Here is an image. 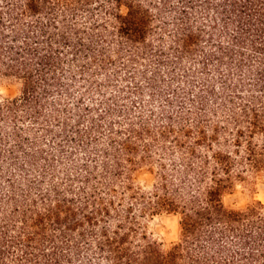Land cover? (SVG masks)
<instances>
[{
    "label": "trees",
    "instance_id": "1",
    "mask_svg": "<svg viewBox=\"0 0 264 264\" xmlns=\"http://www.w3.org/2000/svg\"><path fill=\"white\" fill-rule=\"evenodd\" d=\"M0 76V264H264V204L219 199L264 169V0H0Z\"/></svg>",
    "mask_w": 264,
    "mask_h": 264
},
{
    "label": "clouds",
    "instance_id": "2",
    "mask_svg": "<svg viewBox=\"0 0 264 264\" xmlns=\"http://www.w3.org/2000/svg\"><path fill=\"white\" fill-rule=\"evenodd\" d=\"M22 82L15 77L0 76V104L17 96ZM253 141L264 147V132L253 136ZM176 159L179 158L177 154ZM158 166L142 165L132 174V184L141 192L151 193L155 189L157 177L154 174ZM149 168L153 171H149ZM242 177V178H241ZM221 178H226L222 175ZM220 203L229 211L246 209L253 203L264 204V169H248L241 172L231 170V184L220 193ZM140 223L150 239L159 245L161 252H167L179 242L182 230V215L177 211L163 209L154 214H144Z\"/></svg>",
    "mask_w": 264,
    "mask_h": 264
},
{
    "label": "rangeland",
    "instance_id": "3",
    "mask_svg": "<svg viewBox=\"0 0 264 264\" xmlns=\"http://www.w3.org/2000/svg\"><path fill=\"white\" fill-rule=\"evenodd\" d=\"M149 171H151V170L149 169Z\"/></svg>",
    "mask_w": 264,
    "mask_h": 264
}]
</instances>
